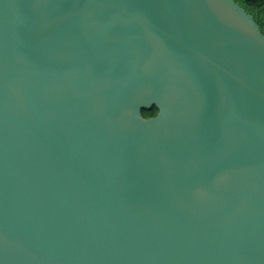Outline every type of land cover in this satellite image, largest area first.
<instances>
[{"label": "water", "instance_id": "95a60500", "mask_svg": "<svg viewBox=\"0 0 264 264\" xmlns=\"http://www.w3.org/2000/svg\"><path fill=\"white\" fill-rule=\"evenodd\" d=\"M0 264H264L255 18L0 0Z\"/></svg>", "mask_w": 264, "mask_h": 264}, {"label": "trees", "instance_id": "16d2710c", "mask_svg": "<svg viewBox=\"0 0 264 264\" xmlns=\"http://www.w3.org/2000/svg\"><path fill=\"white\" fill-rule=\"evenodd\" d=\"M249 14H251L264 33V0H235ZM145 118L155 117L158 114V108L153 106L150 109L142 111Z\"/></svg>", "mask_w": 264, "mask_h": 264}]
</instances>
